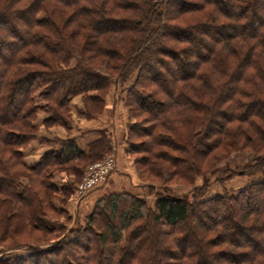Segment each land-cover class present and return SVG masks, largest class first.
<instances>
[{
  "label": "trees",
  "instance_id": "1",
  "mask_svg": "<svg viewBox=\"0 0 264 264\" xmlns=\"http://www.w3.org/2000/svg\"><path fill=\"white\" fill-rule=\"evenodd\" d=\"M253 7L262 14L255 23ZM111 86L121 89L140 178L165 192L153 209L134 195H107L80 239L19 242L64 229L53 168L109 152L100 133L87 152L59 140V151L28 165L37 114L46 115L43 128L66 127L81 95L79 113L92 118ZM231 155L251 158L215 183L256 179L208 195V178ZM172 180L190 198L172 195ZM104 214L117 224L92 233ZM21 248L30 255L0 264H264V0H0V254Z\"/></svg>",
  "mask_w": 264,
  "mask_h": 264
},
{
  "label": "rangeland",
  "instance_id": "2",
  "mask_svg": "<svg viewBox=\"0 0 264 264\" xmlns=\"http://www.w3.org/2000/svg\"><path fill=\"white\" fill-rule=\"evenodd\" d=\"M249 9H250V12H253L254 14V19L252 23H255V21L259 20L262 17L261 12L254 11L255 9L254 7L249 8ZM212 39H213V36L211 35V40ZM197 51H195V54H197ZM170 76L171 74L163 76V77L164 79H167V81H169L171 80ZM163 85H164L163 87L166 90L170 89L167 83H164ZM109 93H116L118 102L121 101L122 105L124 106V103L121 97L122 95L121 89H117V87L111 86L109 89V92L107 93L105 97V102L107 101V96L109 95ZM71 102L69 104V113H70L69 115L70 116H69V119L66 121V124H68L70 120H73L76 118H83V119H86L87 121H91L93 119L98 118L104 111L103 109V111L100 114L98 113L92 118H87L86 116L81 115L79 113L80 110H84L85 108V103H84L82 96L79 95V96L74 97L71 100ZM126 113H127V110H126ZM40 115H43L45 119L46 115L43 112H40L39 114H37L38 118L41 117ZM128 122H129V117L127 114V123L125 125V131L123 135L118 136V138L120 140H123V143L125 144L124 145L125 151L123 153L122 160L120 159L118 160L117 152H116L117 149H115V147L113 146L114 145L113 137H108L109 152H106L102 156V158L98 160H95L94 158H92L91 160H86L84 158V159L72 161L71 163H68L64 166L62 165L60 167L53 168V170L51 171V176H50L49 181L52 182L56 186V188H58V193H55L54 195L52 194L51 200L54 203L55 207L59 209L60 208L64 209V211L67 213V216L62 215L58 219L57 216H55L52 212H50L49 208L46 210V212H47V216H49L51 219L54 220L57 218L58 222L61 225H64L63 226L64 229L61 232H58L57 230L56 234L44 235V238H42L43 240L41 241H37L36 238H31V239L23 238V239H18L19 242L38 243L42 246H46L47 244H53V243L59 242L60 239H64L66 242L71 241L73 239H77V238L80 239L81 234H82L81 230H83L84 227L86 226L87 217L96 209L97 203L101 199L107 196L106 193H109L111 191L115 194H128V195H134V196L140 197L141 200L146 203V206L149 209L154 208L156 195L163 194L165 192L164 189L166 188H161V186H159L156 183L157 181L150 180L148 177H144L143 180L142 178H140L138 171L140 167L139 159L141 156L139 154H132V153L129 154L127 151L128 150V125H129ZM61 128L63 127L62 126H51V127L43 128V129L55 131V129L60 130ZM64 131L67 135H69L68 131L63 130V133ZM38 132H41V130ZM124 137L126 138V141L124 140ZM67 139H72V138H67ZM59 140L62 141L63 139L55 138L53 141H51L53 146L56 147V149L48 150V152L56 151V150L59 151L58 145L54 144L55 141H59ZM132 140L134 142L137 140L138 142L141 141V139H135V138H132ZM42 141L43 139L41 138L40 143L46 144ZM51 142L47 144H51ZM88 148H89V145H88ZM23 152L25 156L26 154L25 149H23ZM108 157H112L114 160L115 167L113 168V170L106 176V178L102 182L96 184L95 187L88 190V192L81 194L80 192L81 185L83 183L88 182L90 179V177L87 176L88 170L91 167H94L95 165L105 161ZM230 158H231L230 162L223 161L218 165L219 167L218 172L215 176L208 178V181L210 183V186L208 188V195L210 196L219 195V194H222L223 190L228 191L229 194L231 193L235 194L237 191L242 189L246 184L256 179L254 177L252 178L234 177L231 180L226 181L223 185H219L215 183L216 178L223 177L222 173H224L223 171H225V169L235 168L236 165H240L243 162H246L248 159L251 158V156L239 157L237 155H231ZM24 161L25 163L28 164L27 159H24ZM31 164H34V163H30L28 165H31ZM122 166L123 168H126V167L127 168L124 170L122 169ZM131 176L133 177V179ZM202 183H203L202 178L197 179L195 181L196 186H200L202 185ZM148 185H150L149 189H148ZM167 185H168L167 187L171 189L170 191L172 195H175V196L182 195V196H187L188 198H190L189 188L186 186V184H178L174 180H172L171 182L167 183ZM64 186H68L70 188L69 194H65L64 191L63 193H61V189ZM94 192H96V198L90 199L89 198L90 195ZM121 208H123V204L119 203V209ZM96 219L98 220V222L94 224L92 233L93 232L97 233V231L98 232L103 231V225L114 226L117 224L115 219L109 218L108 214H104L103 216H97ZM33 235L34 237H37L40 234L33 233ZM88 237L89 239H93V236L90 234L88 235ZM3 254L4 255L0 254V258L2 259H11V258H18V257L26 258L28 255H30L28 250L25 248H21L19 251L3 253Z\"/></svg>",
  "mask_w": 264,
  "mask_h": 264
},
{
  "label": "crops",
  "instance_id": "3",
  "mask_svg": "<svg viewBox=\"0 0 264 264\" xmlns=\"http://www.w3.org/2000/svg\"><path fill=\"white\" fill-rule=\"evenodd\" d=\"M40 116L41 117L37 119L36 124L39 126V131L41 130V132H38L37 138L32 141L27 146V148H25L26 154L24 156V159L28 160V164L38 162L39 158L43 154L48 152V150L56 149V147H54L51 142L55 138L63 140L67 138H74L76 140L78 148L81 151L86 152L88 150V145L100 138V133H104L107 137H113V146L115 147V149H117L116 152L118 160H122V156L125 151V144L123 143V140H120L118 138V136L123 135L125 131V125L127 123V113L126 109L122 105V102H118L116 93H109L103 113L98 118L91 121H87L83 118H76L69 121L66 126L67 128L63 127L60 130L55 129V131H53L42 128L44 116ZM63 130L68 131L69 135H67L65 131L63 133ZM41 138L50 140L51 144H41ZM124 140L126 141L125 137ZM126 168H123L122 166V169L125 170ZM96 192L92 193L89 198H96ZM106 194L110 195L113 194V192L111 191Z\"/></svg>",
  "mask_w": 264,
  "mask_h": 264
},
{
  "label": "built area",
  "instance_id": "4",
  "mask_svg": "<svg viewBox=\"0 0 264 264\" xmlns=\"http://www.w3.org/2000/svg\"><path fill=\"white\" fill-rule=\"evenodd\" d=\"M114 167L115 163L112 157H108L105 161L91 167L87 172V176L90 177L89 181L83 183L80 187L81 194L88 192L96 184L102 182Z\"/></svg>",
  "mask_w": 264,
  "mask_h": 264
}]
</instances>
